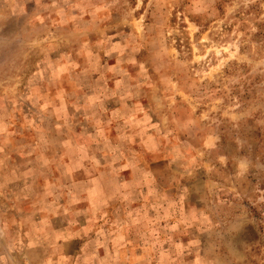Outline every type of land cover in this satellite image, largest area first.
Listing matches in <instances>:
<instances>
[{
	"label": "rangeland",
	"instance_id": "obj_1",
	"mask_svg": "<svg viewBox=\"0 0 264 264\" xmlns=\"http://www.w3.org/2000/svg\"><path fill=\"white\" fill-rule=\"evenodd\" d=\"M0 264H264V0H0Z\"/></svg>",
	"mask_w": 264,
	"mask_h": 264
}]
</instances>
